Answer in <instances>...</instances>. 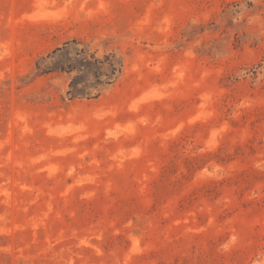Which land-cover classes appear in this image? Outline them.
Returning <instances> with one entry per match:
<instances>
[{
  "label": "rangeland",
  "instance_id": "374dc122",
  "mask_svg": "<svg viewBox=\"0 0 264 264\" xmlns=\"http://www.w3.org/2000/svg\"><path fill=\"white\" fill-rule=\"evenodd\" d=\"M0 264H264V0H0Z\"/></svg>",
  "mask_w": 264,
  "mask_h": 264
}]
</instances>
